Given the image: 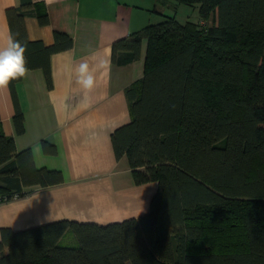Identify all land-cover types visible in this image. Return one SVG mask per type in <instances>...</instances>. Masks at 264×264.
Segmentation results:
<instances>
[{
  "label": "trees",
  "instance_id": "16d2710c",
  "mask_svg": "<svg viewBox=\"0 0 264 264\" xmlns=\"http://www.w3.org/2000/svg\"><path fill=\"white\" fill-rule=\"evenodd\" d=\"M158 2L162 20L111 44V62L125 65L147 39L143 75L125 89L131 118L111 142L135 182H157L148 211L103 224L2 227L0 264H264V0ZM179 2H198L199 21L163 13ZM5 14L10 35L27 46V69L41 68L51 88V56L72 37L55 30L49 45L28 37L27 16L49 23L42 1L19 0ZM20 80L9 84L17 134ZM63 181L61 170L35 166L30 148L17 150L0 118V195Z\"/></svg>",
  "mask_w": 264,
  "mask_h": 264
},
{
  "label": "crops",
  "instance_id": "0c3cea01",
  "mask_svg": "<svg viewBox=\"0 0 264 264\" xmlns=\"http://www.w3.org/2000/svg\"><path fill=\"white\" fill-rule=\"evenodd\" d=\"M34 1L44 3L49 23L41 25L27 16L28 37L49 45L59 30L72 37L73 46L51 56V88L41 68L28 69L16 84L24 115L20 134L12 121L9 86L0 89L1 128L14 138L17 150L31 149L35 166L61 170L64 181L1 202L0 230L64 218L103 224L146 213L157 182H135L127 157L115 158L111 133L131 118L125 89L143 75L147 39L142 40L141 56L125 65L111 62V44L150 23L154 9L161 10L158 0ZM18 2L0 0V47L11 36L5 10ZM99 60H106L108 67L97 73L95 88L86 92L76 83V69ZM43 140L52 142L56 152H45Z\"/></svg>",
  "mask_w": 264,
  "mask_h": 264
},
{
  "label": "clouds",
  "instance_id": "9594fccd",
  "mask_svg": "<svg viewBox=\"0 0 264 264\" xmlns=\"http://www.w3.org/2000/svg\"><path fill=\"white\" fill-rule=\"evenodd\" d=\"M26 44L9 36L7 45L0 47V89H6L13 80L24 78L28 72L26 67ZM106 60L80 63L76 69V83L86 92L96 86L97 73L107 69Z\"/></svg>",
  "mask_w": 264,
  "mask_h": 264
},
{
  "label": "rangeland",
  "instance_id": "374dc122",
  "mask_svg": "<svg viewBox=\"0 0 264 264\" xmlns=\"http://www.w3.org/2000/svg\"><path fill=\"white\" fill-rule=\"evenodd\" d=\"M162 11L164 14L173 15L178 21L181 23L185 21L196 22L199 21L200 17V4L198 2L195 3H185L179 2L177 3L175 8L172 7H162ZM163 19V15L157 12L153 13V18L151 20L152 23H156ZM209 23V21L207 22ZM217 94V93H215Z\"/></svg>",
  "mask_w": 264,
  "mask_h": 264
},
{
  "label": "built area",
  "instance_id": "2783aa9c",
  "mask_svg": "<svg viewBox=\"0 0 264 264\" xmlns=\"http://www.w3.org/2000/svg\"><path fill=\"white\" fill-rule=\"evenodd\" d=\"M18 197V194H13V195H11V196H7V195H0V203L1 202H5V201H9V200H11V199H15V198H17Z\"/></svg>",
  "mask_w": 264,
  "mask_h": 264
}]
</instances>
